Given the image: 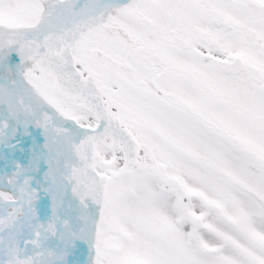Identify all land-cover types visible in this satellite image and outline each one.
I'll return each instance as SVG.
<instances>
[{"label":"snow or ice","instance_id":"obj_1","mask_svg":"<svg viewBox=\"0 0 264 264\" xmlns=\"http://www.w3.org/2000/svg\"><path fill=\"white\" fill-rule=\"evenodd\" d=\"M0 264H264V0H0Z\"/></svg>","mask_w":264,"mask_h":264},{"label":"rangeland","instance_id":"obj_2","mask_svg":"<svg viewBox=\"0 0 264 264\" xmlns=\"http://www.w3.org/2000/svg\"><path fill=\"white\" fill-rule=\"evenodd\" d=\"M82 256H83L84 260H87V253H86V251H83L82 250Z\"/></svg>","mask_w":264,"mask_h":264}]
</instances>
